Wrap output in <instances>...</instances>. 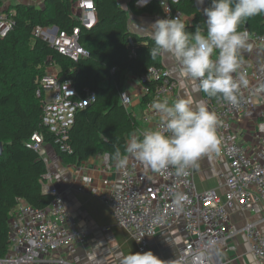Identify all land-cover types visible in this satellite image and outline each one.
<instances>
[{
    "label": "built area",
    "instance_id": "1",
    "mask_svg": "<svg viewBox=\"0 0 264 264\" xmlns=\"http://www.w3.org/2000/svg\"><path fill=\"white\" fill-rule=\"evenodd\" d=\"M140 2L144 3V0ZM178 3L179 0H166L163 13L156 15L157 19L176 16L184 19L183 12L175 10ZM75 10L81 26H94L95 0H78ZM14 27L12 15L0 8V38L8 37ZM79 31L76 28L69 34L56 27H37L34 36L48 42L71 61L79 62L90 55L79 43ZM249 36V42L264 49V33L249 32ZM243 61L241 71L246 73L249 83L246 88H241L238 104L204 97V104L219 118L217 132L222 143L220 154L229 165L228 174L219 175L221 185L226 189L223 196L215 189L198 190L194 178L195 166L186 175L177 176L174 169L155 172L129 156L127 167L118 170L114 161L98 155L103 159L104 169L98 184L93 176L80 170L77 190L89 191L109 206L116 226L129 235L140 252H146L150 239L172 229L181 221L186 239L178 256L169 262L223 264L220 253L231 240L243 233L258 263L264 264V232L260 228L264 217L260 222L246 223L240 231L230 225L231 212L236 208L253 213L258 203L264 205V79L250 60ZM143 78L158 82L153 102L167 99L171 104L182 98L177 82L165 68L152 67ZM196 83L199 87V82ZM37 94L42 98L41 124L54 135V144L61 151L71 152L68 140L76 115L95 102V94L87 91L85 97L79 99L73 82L60 76L54 65L47 69L41 79ZM121 101L126 107L132 104V98L126 92H122ZM253 106L262 109V119L255 129L256 148L241 139L235 125ZM156 116L155 127H162L159 113ZM31 141L33 149L42 155L46 145L43 134L35 133ZM113 174L117 175L116 180L112 178ZM45 180L53 197L51 205L36 209L23 199L18 201L11 212L9 252L0 257V264H76L67 254L74 246L85 245L91 231L77 226L62 191L54 184L50 173ZM178 193L186 197L179 205L175 200ZM104 230L110 229L107 227Z\"/></svg>",
    "mask_w": 264,
    "mask_h": 264
},
{
    "label": "trees",
    "instance_id": "2",
    "mask_svg": "<svg viewBox=\"0 0 264 264\" xmlns=\"http://www.w3.org/2000/svg\"><path fill=\"white\" fill-rule=\"evenodd\" d=\"M77 1L45 0L43 8L18 4L12 13L5 10L12 15L15 27L8 37L0 38V141L4 147L0 157V257L9 252L11 212L18 201L23 199L36 209H45L53 201L52 195L44 191L48 164L33 149L32 136L42 133L45 144L52 146L65 164L76 167L92 157L115 152L116 148L127 155L124 148L130 134L142 133L141 124L121 101L127 74L146 87L143 105L155 101L158 82L143 78L152 67L164 68L161 56L152 58L148 54L154 44L152 39L130 31L128 12L119 0H95L96 24L91 28L81 26L76 18ZM137 1L130 2V9ZM176 9L183 12L190 32L206 19L193 0H179ZM141 11L161 15L163 7L161 1L154 0ZM37 27H56L69 34L79 28V43L90 52L89 57L71 61L48 42L36 38ZM241 30L264 33V14L246 19ZM52 65L60 76L73 82L79 99L87 91L96 97L93 104L76 115L68 140L71 152L61 151L54 144V135L41 124L42 98L37 93L46 74L35 70L42 67L47 73ZM24 75H29L30 80Z\"/></svg>",
    "mask_w": 264,
    "mask_h": 264
},
{
    "label": "clouds",
    "instance_id": "3",
    "mask_svg": "<svg viewBox=\"0 0 264 264\" xmlns=\"http://www.w3.org/2000/svg\"><path fill=\"white\" fill-rule=\"evenodd\" d=\"M149 0L138 6H146ZM201 4L204 0H199ZM166 0H161V7ZM264 14V0H210L202 15L206 19L188 31L180 16L157 19L150 27L154 42L148 54L155 58L167 55L182 79L199 82L200 90L209 98L233 105L239 103L241 88L248 86L241 71L242 52L251 48L249 32L241 30L243 22ZM161 119L162 127L147 130L139 136L130 134L122 154L105 152V160H113L118 170L125 169L129 156L155 172L174 169L177 176L186 175L205 156L220 150L217 114L206 106L194 104L191 98H179L171 104L167 99L151 105ZM186 197L177 194V205ZM120 264H165L154 253L129 251ZM175 264V262H167Z\"/></svg>",
    "mask_w": 264,
    "mask_h": 264
},
{
    "label": "crops",
    "instance_id": "4",
    "mask_svg": "<svg viewBox=\"0 0 264 264\" xmlns=\"http://www.w3.org/2000/svg\"><path fill=\"white\" fill-rule=\"evenodd\" d=\"M131 1L132 0H119L120 6L128 12L130 31L139 36L151 38L150 29L148 27L157 20V17L141 11L145 6H138V1L135 4V8L133 10L130 9ZM152 1L154 0H149L147 5ZM249 43L252 46L250 49L242 52L243 59L250 60L254 68L264 79V49L252 42ZM161 62L164 68L170 73L171 78L177 82L178 91L182 98H191L194 104L206 106L204 104L205 94L200 90L195 80L182 79L178 74L174 62L167 55L161 56ZM123 91L128 93L132 98V104L128 107V110L134 114L141 124V132L143 133L147 130L155 129L158 117L156 115L158 112L151 107L154 102H151L150 106L149 104H142L143 97L147 93L143 82L132 74H127ZM261 113V107L253 106L245 116L235 123L241 139L250 147L256 148L258 144L255 136V129L258 121L262 119ZM217 134L220 137L218 132ZM221 147L222 143L220 144V150ZM44 150L46 151L45 153L51 157L50 161L46 154H42L47 160L49 173L53 177L54 184L62 191L66 206L76 220L77 226L80 229L91 231L89 240L101 230L104 232L110 231H105L104 228L109 227V229H111L110 226H116L109 206L93 196L89 191L79 192L77 190V186L80 183V170L82 173L93 176L96 184L99 183L101 177L104 175V169L102 167L103 159L99 156H95L85 162L82 167H76L65 164L56 153H54V149H49L44 145ZM220 150L218 153L211 156L203 157L194 167V178L198 190L201 192L215 189L222 196L226 192L225 187L221 185L219 175L221 173L228 174L229 165L227 159L220 154ZM112 176L114 180L117 179L116 174ZM44 191L49 193V183L44 185ZM255 210L256 211L253 213L244 212L239 207L233 210L230 217L231 227L240 231L248 222H260L264 217V205L258 203ZM260 228L264 232V223L260 225ZM166 232H171L172 235L176 236L177 242L179 240L180 244L183 242L184 245L186 234L184 224L181 221L172 229L162 232L149 241L154 243L159 236L164 235ZM77 247L82 246H74L67 255L69 259L73 260L76 264H81V262L74 258V254L72 253ZM174 258H176V256L165 261V263ZM220 258L223 264H259L251 252L247 237L243 233L238 234L229 242V246L220 253Z\"/></svg>",
    "mask_w": 264,
    "mask_h": 264
},
{
    "label": "rangeland",
    "instance_id": "5",
    "mask_svg": "<svg viewBox=\"0 0 264 264\" xmlns=\"http://www.w3.org/2000/svg\"><path fill=\"white\" fill-rule=\"evenodd\" d=\"M18 4L35 5L39 8H43L45 6V0H0V8L10 12L13 11V7ZM77 12L79 13L80 11ZM96 22L97 18H95L94 25ZM31 48L32 46L29 49ZM23 56L26 57L28 55L23 54ZM36 71H41L42 75L44 73L46 74V68H37L35 72ZM24 79L29 81L30 76L24 75ZM46 147L54 149L49 145H46ZM42 152L44 155L46 154L47 158L51 161L50 155L45 153V150ZM110 228L111 229L108 232L101 230L92 236L90 240L88 238L85 246L75 248L72 252L74 254V258L81 262V264H120L122 255H127L131 250L134 253L140 252L137 244L133 242L125 231L114 225L110 226ZM182 245L183 242L181 244L179 240L177 242L176 236L172 235L171 232H166L164 235L159 236L154 243L149 241L146 251L151 250L154 255H156L161 261L165 262L172 259L174 256L177 257V254L180 253L181 248L183 247Z\"/></svg>",
    "mask_w": 264,
    "mask_h": 264
},
{
    "label": "water",
    "instance_id": "6",
    "mask_svg": "<svg viewBox=\"0 0 264 264\" xmlns=\"http://www.w3.org/2000/svg\"><path fill=\"white\" fill-rule=\"evenodd\" d=\"M194 2V6L198 11H203L204 7H207L210 3V0H204V3L201 4L199 2V0H193ZM4 152V147H3V143L0 141V157L3 155Z\"/></svg>",
    "mask_w": 264,
    "mask_h": 264
}]
</instances>
